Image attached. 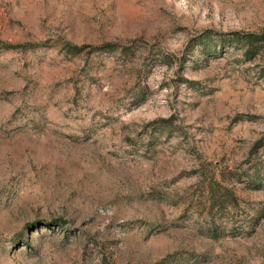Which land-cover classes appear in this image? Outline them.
Instances as JSON below:
<instances>
[{"label": "rangeland", "instance_id": "rangeland-1", "mask_svg": "<svg viewBox=\"0 0 264 264\" xmlns=\"http://www.w3.org/2000/svg\"><path fill=\"white\" fill-rule=\"evenodd\" d=\"M263 30L264 0H0V264H264Z\"/></svg>", "mask_w": 264, "mask_h": 264}, {"label": "trees", "instance_id": "trees-1", "mask_svg": "<svg viewBox=\"0 0 264 264\" xmlns=\"http://www.w3.org/2000/svg\"><path fill=\"white\" fill-rule=\"evenodd\" d=\"M234 39L245 47L248 55H254L260 46L264 44V30L260 34L236 33Z\"/></svg>", "mask_w": 264, "mask_h": 264}]
</instances>
